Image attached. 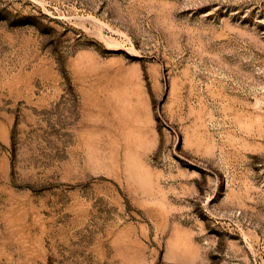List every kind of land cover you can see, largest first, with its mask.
I'll list each match as a JSON object with an SVG mask.
<instances>
[{
  "label": "rangeland",
  "instance_id": "374dc122",
  "mask_svg": "<svg viewBox=\"0 0 264 264\" xmlns=\"http://www.w3.org/2000/svg\"><path fill=\"white\" fill-rule=\"evenodd\" d=\"M0 264H264V0H0Z\"/></svg>",
  "mask_w": 264,
  "mask_h": 264
}]
</instances>
